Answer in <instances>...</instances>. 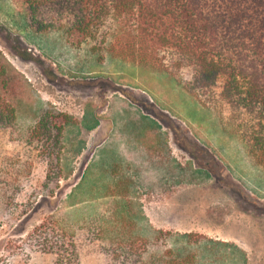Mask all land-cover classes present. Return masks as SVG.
<instances>
[{
	"label": "rangeland",
	"instance_id": "374dc122",
	"mask_svg": "<svg viewBox=\"0 0 264 264\" xmlns=\"http://www.w3.org/2000/svg\"><path fill=\"white\" fill-rule=\"evenodd\" d=\"M90 49L37 32L22 0H0V84L15 89L18 120L0 132V264H20L22 242L51 217L81 264H106L112 224L133 226L151 254L264 264V159L164 70ZM44 113L70 118L54 197L43 196L46 168L29 144Z\"/></svg>",
	"mask_w": 264,
	"mask_h": 264
},
{
	"label": "trees",
	"instance_id": "16d2710c",
	"mask_svg": "<svg viewBox=\"0 0 264 264\" xmlns=\"http://www.w3.org/2000/svg\"><path fill=\"white\" fill-rule=\"evenodd\" d=\"M22 2L39 33H60L94 55L164 70L264 159V0ZM16 96L13 87L0 84V132L18 126ZM69 123L66 115L44 113L30 132L29 144L35 143L46 168L44 197L59 188ZM51 185L56 187L49 191ZM104 234L106 264L200 263L197 252L184 248L151 254V243L131 225L112 224ZM180 237L189 242L192 235ZM18 255L20 264H81L74 236L52 217L28 234Z\"/></svg>",
	"mask_w": 264,
	"mask_h": 264
}]
</instances>
